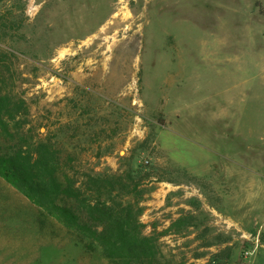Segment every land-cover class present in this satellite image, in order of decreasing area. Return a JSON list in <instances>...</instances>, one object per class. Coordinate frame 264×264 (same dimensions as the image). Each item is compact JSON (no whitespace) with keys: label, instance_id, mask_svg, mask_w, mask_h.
I'll return each instance as SVG.
<instances>
[{"label":"rangeland","instance_id":"rangeland-1","mask_svg":"<svg viewBox=\"0 0 264 264\" xmlns=\"http://www.w3.org/2000/svg\"><path fill=\"white\" fill-rule=\"evenodd\" d=\"M0 91L59 198L130 204L162 264H264V0H0ZM54 198L0 177V264H112Z\"/></svg>","mask_w":264,"mask_h":264},{"label":"trees","instance_id":"trees-1","mask_svg":"<svg viewBox=\"0 0 264 264\" xmlns=\"http://www.w3.org/2000/svg\"><path fill=\"white\" fill-rule=\"evenodd\" d=\"M14 111L0 91V177L36 198L42 193H54V200L49 202L52 209L92 239L112 264H162L155 245L142 235L138 214L130 204L103 199L105 193L79 200L70 189L63 194L70 200L59 198L62 183L48 169L51 153L42 149L21 150L10 129Z\"/></svg>","mask_w":264,"mask_h":264},{"label":"built area","instance_id":"built-area-1","mask_svg":"<svg viewBox=\"0 0 264 264\" xmlns=\"http://www.w3.org/2000/svg\"><path fill=\"white\" fill-rule=\"evenodd\" d=\"M252 253L251 252H246V256H249L251 255Z\"/></svg>","mask_w":264,"mask_h":264}]
</instances>
